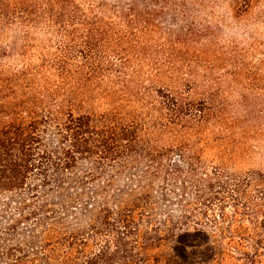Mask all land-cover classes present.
<instances>
[{
    "label": "trees",
    "instance_id": "1",
    "mask_svg": "<svg viewBox=\"0 0 264 264\" xmlns=\"http://www.w3.org/2000/svg\"><path fill=\"white\" fill-rule=\"evenodd\" d=\"M214 1L0 0V264H264Z\"/></svg>",
    "mask_w": 264,
    "mask_h": 264
},
{
    "label": "rangeland",
    "instance_id": "2",
    "mask_svg": "<svg viewBox=\"0 0 264 264\" xmlns=\"http://www.w3.org/2000/svg\"><path fill=\"white\" fill-rule=\"evenodd\" d=\"M197 18L211 25L220 45L233 41L237 60L244 61L248 69L243 82L224 85V92L230 96L231 105L236 108L242 123L254 127L248 137L250 154L231 162L238 169H264V0H257L250 11L239 19L233 18L226 8L225 0L206 2V7ZM246 95L247 110L237 102L238 95ZM241 102V101H240ZM249 114V117L245 116ZM213 153L207 156L213 158Z\"/></svg>",
    "mask_w": 264,
    "mask_h": 264
}]
</instances>
